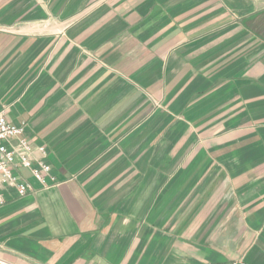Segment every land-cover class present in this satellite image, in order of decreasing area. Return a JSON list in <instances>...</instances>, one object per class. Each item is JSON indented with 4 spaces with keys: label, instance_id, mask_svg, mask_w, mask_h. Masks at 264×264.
I'll list each match as a JSON object with an SVG mask.
<instances>
[{
    "label": "crops",
    "instance_id": "crops-1",
    "mask_svg": "<svg viewBox=\"0 0 264 264\" xmlns=\"http://www.w3.org/2000/svg\"><path fill=\"white\" fill-rule=\"evenodd\" d=\"M0 112V264H264V0H0Z\"/></svg>",
    "mask_w": 264,
    "mask_h": 264
},
{
    "label": "built area",
    "instance_id": "built-area-1",
    "mask_svg": "<svg viewBox=\"0 0 264 264\" xmlns=\"http://www.w3.org/2000/svg\"><path fill=\"white\" fill-rule=\"evenodd\" d=\"M22 133L21 126L10 124L0 112V207L5 202L3 195L5 189H13L18 196H24L31 191L30 185L16 174L18 169L29 171L45 188L47 187L45 178H50V167L47 164L38 161L34 165V149ZM37 151L44 154L42 147L37 148ZM50 180L53 182L52 178Z\"/></svg>",
    "mask_w": 264,
    "mask_h": 264
}]
</instances>
